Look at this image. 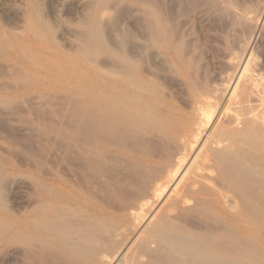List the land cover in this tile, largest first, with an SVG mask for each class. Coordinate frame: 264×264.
I'll return each instance as SVG.
<instances>
[{"label":"bare ground","instance_id":"obj_1","mask_svg":"<svg viewBox=\"0 0 264 264\" xmlns=\"http://www.w3.org/2000/svg\"><path fill=\"white\" fill-rule=\"evenodd\" d=\"M156 18L147 23L159 41ZM149 41L89 82L83 108L56 132L57 168L70 175L14 196L8 264H264V143L217 117L220 94L195 89L190 132L173 138L154 69L138 71Z\"/></svg>","mask_w":264,"mask_h":264},{"label":"rangeland","instance_id":"obj_2","mask_svg":"<svg viewBox=\"0 0 264 264\" xmlns=\"http://www.w3.org/2000/svg\"><path fill=\"white\" fill-rule=\"evenodd\" d=\"M98 1L0 0L3 237L8 233L4 220L15 195L27 193L35 198L39 178L70 175L64 162L62 169L57 168L56 132L66 131L71 114L83 108L89 82L100 80L108 69L133 57L134 47L148 38L156 41L147 23L154 15L160 20L157 29H161L162 41H149L148 53L142 57L138 71L147 76L145 71L154 69V83L161 85L158 87L162 91L157 102L163 105L160 112L167 110L171 115L161 114L167 117L166 123L161 120L166 128L171 124L173 133L167 129L175 134L173 138L190 132L187 130L192 112L186 102L195 89L194 93L199 90L220 94L217 117L222 122L230 119L232 127L237 124V129L264 143V0ZM97 15L103 19L100 21ZM38 24L45 25L44 29ZM98 25L100 37L92 33ZM3 237L0 236V264H8L6 244L11 234ZM14 241L10 240L9 245Z\"/></svg>","mask_w":264,"mask_h":264}]
</instances>
